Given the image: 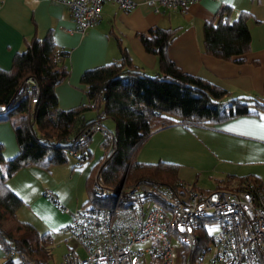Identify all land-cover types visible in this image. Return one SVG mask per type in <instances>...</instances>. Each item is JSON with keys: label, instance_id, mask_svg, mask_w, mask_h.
<instances>
[{"label": "trees", "instance_id": "1", "mask_svg": "<svg viewBox=\"0 0 264 264\" xmlns=\"http://www.w3.org/2000/svg\"><path fill=\"white\" fill-rule=\"evenodd\" d=\"M231 15V7L222 4L203 25V52L216 59L243 63V56L249 52L247 21L251 16L239 12L231 20ZM177 33L178 29L151 27L135 35L143 51L157 57L158 75L141 73L119 46L117 61L81 74L79 82L84 87L86 103L65 111L57 108L54 89L68 77L67 52L54 45L49 31L42 38L34 35L24 41L23 50L12 56L9 69H0V123L16 117L10 126L17 148L16 154L5 160L0 145V248L4 255L0 264H14V257L23 264V259L47 264L50 258L48 233L39 234L30 224L16 219L15 214L23 202L8 189L6 181L27 167L48 171L51 167L65 165L71 157L70 152L75 154L71 157L75 160L72 169L89 161L91 136L78 142L85 130L95 125L104 128L103 120L113 125L112 131L104 128L107 134L99 142L102 154L84 178L86 200L82 206H101L104 202L96 199L91 189L94 181L110 191H117L124 177V188L156 184L173 191L178 189V165L133 160L154 132L174 125L184 128L212 126L264 113V83L261 98L231 97L224 89L177 68L167 56V48ZM252 64L257 65V62ZM27 77L34 79L38 87L35 103L18 94L19 86ZM92 104L96 111L104 114L103 119L96 116L89 121L85 119V113L93 110ZM248 181L264 191L256 181L243 179L231 192L248 189L247 185L242 186ZM181 187L185 191H196L194 185L181 182ZM8 220L15 225L12 233L1 227V222ZM217 221L209 217L200 220L195 230L198 239L192 261L209 251L213 240L206 224ZM11 252L13 256L9 255ZM185 257L186 250L180 249L177 264H183Z\"/></svg>", "mask_w": 264, "mask_h": 264}, {"label": "crops", "instance_id": "2", "mask_svg": "<svg viewBox=\"0 0 264 264\" xmlns=\"http://www.w3.org/2000/svg\"><path fill=\"white\" fill-rule=\"evenodd\" d=\"M130 1L134 6L126 11L113 3H103L97 22L80 33L75 29L68 9L56 0H0V69H9L12 56L23 50L24 41L34 35L42 38L49 31L54 45L67 52L65 64L69 71L68 77L54 89L57 108L65 111L86 103L84 87L79 82L81 74L117 61L119 46L127 52L132 64L141 73L158 75L157 57L145 53L135 35L145 33L151 27L178 29L176 38L167 48V56L183 73L204 79L224 89L231 97H263L264 0H196L187 7L185 15L163 9L154 13L145 5V0ZM222 4L231 7V20L239 12L251 16L247 21L249 52L243 56V63L216 59L203 52V25L211 20ZM254 21L259 23L254 24ZM253 62H257V65ZM197 128L205 130V138L215 151L216 158L224 159L236 167L249 166L252 169L247 174H239V177L235 170V176L231 175L235 180L230 179L227 183L230 185L229 191L236 189L243 179H252L264 188V113ZM170 129L185 131L188 128L174 125L154 134L169 132ZM0 131L5 134L0 136V145L2 157L6 160L16 153L17 148L11 139L9 127L0 123ZM154 155L157 162L178 165L168 155ZM67 166L68 163L51 167L48 171L27 167L6 181L8 189L23 202L15 214L16 219L30 224L39 234L48 233L49 244L51 235L66 237L68 214L77 205L76 198L73 206L68 193L59 191L56 182L62 179L57 177L59 172L72 178V165L70 168ZM213 189L225 190L218 183ZM44 191L54 195L64 211L45 199L42 195ZM22 208H25L24 218L19 217ZM1 226L5 231L14 232V224L7 230L4 222ZM3 256L0 248V263ZM14 264L23 263L14 257Z\"/></svg>", "mask_w": 264, "mask_h": 264}, {"label": "built area", "instance_id": "3", "mask_svg": "<svg viewBox=\"0 0 264 264\" xmlns=\"http://www.w3.org/2000/svg\"><path fill=\"white\" fill-rule=\"evenodd\" d=\"M194 1L145 0V5L154 13L163 9L185 15ZM56 2L68 9L80 33L97 22L105 2L124 11L134 6L130 0ZM18 94L35 103L38 87L34 79L25 78ZM91 108L98 119L104 118L93 104ZM95 132L107 134L104 128L95 125L85 130L78 142ZM70 156L75 154L70 152ZM245 185L248 189L236 192L185 191L178 182V189L173 191L156 184L124 188L123 182L117 191H110L94 181L93 196L104 203L87 204L69 213L66 233L78 250L68 248L61 264H177L178 248L186 250L183 264H202L204 255L192 261V251L198 239L195 230L200 220L207 217L218 220L215 223L219 232L212 235L213 252L206 264H264V191L249 182L242 184ZM42 195L64 211L50 192L44 191ZM23 262L34 264L27 259Z\"/></svg>", "mask_w": 264, "mask_h": 264}, {"label": "rangeland", "instance_id": "4", "mask_svg": "<svg viewBox=\"0 0 264 264\" xmlns=\"http://www.w3.org/2000/svg\"><path fill=\"white\" fill-rule=\"evenodd\" d=\"M85 116L86 120L89 121L93 119L96 114L94 110H91L87 111ZM15 120L16 117H12L9 121L3 122V124L9 127L13 142L15 141L10 124L11 121ZM102 125H104L107 130L112 131L113 125L109 120H103ZM154 135L156 134L153 133V135L150 136L149 139L138 149L133 160L137 163H157L154 153H161L165 156L168 155L170 156L169 158L176 161L179 165L177 170V179L188 186L194 185L196 191H212L214 185L218 183L220 184V187L225 189L224 191L228 192L230 185L227 183L230 181V179H232V181L235 180V178L231 177V175L235 176L233 173L235 170L238 177L239 174H247L252 170L249 166L236 167L224 159L216 158L215 151L210 147V145L207 143V139L205 138V130H199V128L195 129V127L185 129V131L170 129L169 132H160L156 136ZM0 136H5V134L0 131ZM101 138L102 134L100 132H95L91 135V141L89 142L88 146V149L91 152V158L89 161L82 163L81 166L73 168V176L71 179L67 178L63 172L58 173L57 177L62 178L56 181L59 191L64 194L68 193L73 206L75 203L74 198L77 200V205L73 208V210L80 208L86 200L84 191V178L90 167L100 158L102 154V150L99 146ZM15 154L16 153L7 159L12 158ZM74 164L75 160L69 157L67 167L70 168L71 165L73 167ZM248 182L253 184L251 181ZM57 202L60 201L58 200ZM24 209L25 208H22L19 212L20 218L26 217L24 216L26 215ZM3 222L4 228L6 230L10 229V226L12 227L14 224L12 220ZM206 229L212 235H217L219 232L218 225L215 222L206 225ZM68 248H76V245L71 239H69L67 233L66 237L51 235V241L49 244L50 258L48 259L47 264H61L62 258L67 252ZM76 250L78 249L76 248ZM179 251L180 248H178V252ZM212 252L213 248L210 245L209 251L203 257L202 264L207 263V260ZM79 255L81 256L82 253L79 252Z\"/></svg>", "mask_w": 264, "mask_h": 264}, {"label": "water", "instance_id": "5", "mask_svg": "<svg viewBox=\"0 0 264 264\" xmlns=\"http://www.w3.org/2000/svg\"><path fill=\"white\" fill-rule=\"evenodd\" d=\"M104 96H103V98H102V100H104ZM124 179H125V177L123 178V180H122V182H121V184H120V186L119 187H121V185L123 184V182H124Z\"/></svg>", "mask_w": 264, "mask_h": 264}]
</instances>
